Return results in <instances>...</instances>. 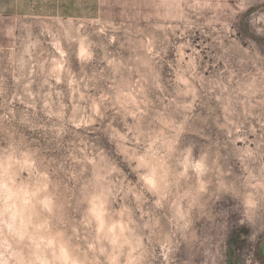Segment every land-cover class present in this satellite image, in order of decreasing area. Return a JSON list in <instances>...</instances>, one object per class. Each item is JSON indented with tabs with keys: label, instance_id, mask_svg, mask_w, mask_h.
<instances>
[{
	"label": "rangeland",
	"instance_id": "rangeland-1",
	"mask_svg": "<svg viewBox=\"0 0 264 264\" xmlns=\"http://www.w3.org/2000/svg\"><path fill=\"white\" fill-rule=\"evenodd\" d=\"M22 2L0 264H262L264 0Z\"/></svg>",
	"mask_w": 264,
	"mask_h": 264
},
{
	"label": "crops",
	"instance_id": "crops-1",
	"mask_svg": "<svg viewBox=\"0 0 264 264\" xmlns=\"http://www.w3.org/2000/svg\"><path fill=\"white\" fill-rule=\"evenodd\" d=\"M18 1L19 0H0V14L13 11V6ZM22 5H26V0H23Z\"/></svg>",
	"mask_w": 264,
	"mask_h": 264
},
{
	"label": "flooded vegetation",
	"instance_id": "flooded-vegetation-1",
	"mask_svg": "<svg viewBox=\"0 0 264 264\" xmlns=\"http://www.w3.org/2000/svg\"><path fill=\"white\" fill-rule=\"evenodd\" d=\"M263 243H264V239H263V241H262V243H261V249H260V252H259L260 262H261L262 264H264V254H263V252H262Z\"/></svg>",
	"mask_w": 264,
	"mask_h": 264
},
{
	"label": "water",
	"instance_id": "water-1",
	"mask_svg": "<svg viewBox=\"0 0 264 264\" xmlns=\"http://www.w3.org/2000/svg\"><path fill=\"white\" fill-rule=\"evenodd\" d=\"M262 252H263V254H264V243H263V247H262Z\"/></svg>",
	"mask_w": 264,
	"mask_h": 264
}]
</instances>
